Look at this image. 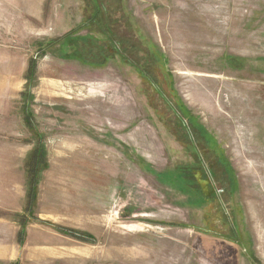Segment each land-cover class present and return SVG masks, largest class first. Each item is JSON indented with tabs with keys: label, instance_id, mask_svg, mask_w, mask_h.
Returning a JSON list of instances; mask_svg holds the SVG:
<instances>
[{
	"label": "rangeland",
	"instance_id": "1",
	"mask_svg": "<svg viewBox=\"0 0 264 264\" xmlns=\"http://www.w3.org/2000/svg\"><path fill=\"white\" fill-rule=\"evenodd\" d=\"M0 264H264V0H0Z\"/></svg>",
	"mask_w": 264,
	"mask_h": 264
},
{
	"label": "trees",
	"instance_id": "2",
	"mask_svg": "<svg viewBox=\"0 0 264 264\" xmlns=\"http://www.w3.org/2000/svg\"><path fill=\"white\" fill-rule=\"evenodd\" d=\"M68 36L66 35L65 39H67ZM89 39H76L74 40V46L71 44L67 43L65 44L66 47L73 48L71 53L64 54L63 56L65 58H71L78 60L81 64L83 65H94L98 63H94L91 61L92 58L96 59L97 54L94 52H90L88 50V46L94 45L89 43ZM63 46V47H65ZM93 60V59H92ZM34 68L35 64L34 61H31L29 64L28 68V79L32 77L34 74ZM24 120L26 124L30 125V116H28L27 113L24 112ZM186 132L187 139L191 142L194 143V135L193 133L196 132L199 135L198 131H192L191 126H183ZM200 136V135H199ZM36 139V145L34 148L30 151L28 154L26 160H25V172L27 175V183H26V208H25V217L21 219L20 224H19V231L17 234L18 238V243L21 245L24 242V237H25V228L26 224L29 220H38L35 219L31 215V207L33 203L36 201V196H37V191H38V182L41 176L42 171L46 167V150L45 148L40 144L39 138L35 137ZM220 158V157H219ZM220 164H223V167L226 169L230 170V166L227 163L226 160L223 158H220ZM188 171V170H186ZM183 179L186 182V184L189 185L190 188L195 189L197 191V194H199L201 197L203 196L204 191L202 190V186L200 185L201 182L205 183L208 185L210 188V191L212 194H215V189H214V184L213 180L211 179V175L208 173V171L204 168L203 165H200L198 171H188L187 173H182ZM198 178V179H197ZM207 187V190L209 188ZM205 200H208V198H204ZM53 229L60 235L66 236V237H72L76 238L81 241H90L92 242V239H90L86 234L84 233H78L76 231H70L68 229H65L63 227H58V226H53Z\"/></svg>",
	"mask_w": 264,
	"mask_h": 264
},
{
	"label": "bare ground",
	"instance_id": "3",
	"mask_svg": "<svg viewBox=\"0 0 264 264\" xmlns=\"http://www.w3.org/2000/svg\"><path fill=\"white\" fill-rule=\"evenodd\" d=\"M210 45V44H209Z\"/></svg>",
	"mask_w": 264,
	"mask_h": 264
}]
</instances>
